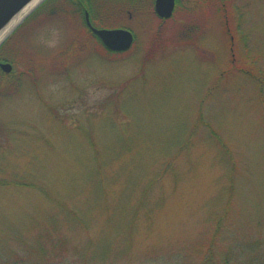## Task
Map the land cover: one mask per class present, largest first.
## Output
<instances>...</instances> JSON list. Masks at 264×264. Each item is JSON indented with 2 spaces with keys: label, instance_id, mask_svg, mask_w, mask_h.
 Here are the masks:
<instances>
[{
  "label": "rangeland",
  "instance_id": "obj_1",
  "mask_svg": "<svg viewBox=\"0 0 264 264\" xmlns=\"http://www.w3.org/2000/svg\"><path fill=\"white\" fill-rule=\"evenodd\" d=\"M43 2L0 43V260L58 227L54 264H201L211 239L264 262V0L133 14L109 59L70 54L62 16L24 24Z\"/></svg>",
  "mask_w": 264,
  "mask_h": 264
},
{
  "label": "trees",
  "instance_id": "obj_2",
  "mask_svg": "<svg viewBox=\"0 0 264 264\" xmlns=\"http://www.w3.org/2000/svg\"><path fill=\"white\" fill-rule=\"evenodd\" d=\"M72 2H75V4L79 7L80 3H84V0H45L38 9L35 10L34 13L29 16L27 20H25L24 24H27L29 20L40 13L47 14L48 16H52L54 14H57L59 16H62L65 20L68 22H71L75 25L76 32L71 35L73 36L70 38V41L68 42L69 52L70 54H80L82 51L86 50L87 47L90 46L92 43L99 55L106 56L108 59L111 57H119L122 55H125L131 51V47L125 51L121 52H113L104 47V45L101 43V41L98 39V37L87 27L83 14L81 12V9L77 11V14L73 11ZM92 2V8L90 11V22L97 28H119V27H129V22H131V19H129L128 14H134L136 10V3H133V0H91ZM180 8V4H177L175 9ZM174 9V11H175ZM159 19V18H158ZM159 20H166V19H159ZM20 29V27H19ZM18 30V29H17ZM78 33L81 35H85L88 38V41H80L78 42L76 39L78 38ZM14 35V34H13ZM188 38V37H187ZM13 40L10 38H7L1 46H0V61H9L13 64V66L17 67V58L14 54L7 53L6 48H8ZM63 62L64 60H68V56L66 58H60ZM0 74H2V70L0 69ZM14 83V80L11 81L8 85H6V88L8 86H11ZM0 86L3 87L2 83H0ZM5 88V87H4ZM144 193L141 194L139 203L143 202ZM219 221V220H218ZM219 222H217V228L219 227ZM61 232L58 227H53L49 231H45L42 235H38L36 237V241H27L26 243L20 242L24 244V250H23V256L17 257H9V259L0 260L2 261V264H21L23 259H30L32 258L30 264H39V258L46 260L47 264H54L58 261H60L62 258H67L68 255H66L68 250L69 239L65 236H58L54 238L53 232ZM215 236V234H214ZM213 236V237H214ZM39 238V239H38ZM15 240V239H12ZM213 240V239H211ZM210 240L207 248L201 249V244L197 242L191 250L195 253H199L203 256V261L201 264H215V260L212 256V241ZM252 247L258 248L260 245L257 243H249ZM72 252L74 255L77 256V249L75 245L73 246ZM251 255L250 257L237 255V251L235 249H231V251L227 254H225L220 262L221 264H264V262L260 261L258 257L255 255V251H250ZM33 258H35L33 260ZM13 260V261H12ZM176 264H187L186 260H179Z\"/></svg>",
  "mask_w": 264,
  "mask_h": 264
},
{
  "label": "water",
  "instance_id": "obj_3",
  "mask_svg": "<svg viewBox=\"0 0 264 264\" xmlns=\"http://www.w3.org/2000/svg\"><path fill=\"white\" fill-rule=\"evenodd\" d=\"M31 0H0V30ZM175 0H156L155 12L160 18H169L174 9ZM38 5V4H37ZM87 27L98 37L104 47L113 52L129 49L133 43V33L127 28H95L90 22L88 12L84 14ZM11 64L0 63L4 73L11 71Z\"/></svg>",
  "mask_w": 264,
  "mask_h": 264
},
{
  "label": "flooded vegetation",
  "instance_id": "obj_4",
  "mask_svg": "<svg viewBox=\"0 0 264 264\" xmlns=\"http://www.w3.org/2000/svg\"><path fill=\"white\" fill-rule=\"evenodd\" d=\"M155 1L156 0H133V3L134 2L136 3V10H135L134 14H137L139 17H141V16H144L147 13H150V11H153L154 14L159 19H168V18H160L156 14L155 8H154ZM233 1H239V0H233ZM223 2H224V0H175L174 9H175L177 4H184L183 5L184 9H186L188 7L187 6L188 3H193V4L194 3H200V4L205 3L206 5L207 4L212 5V4H219V3H223ZM72 6H73L72 8H73V11H74L75 14H77V11L80 8L81 12L83 14V17H84L85 11L88 12V15L90 14V11H91V8H92V2H91V0H84V3H80L79 7L75 4V2H72ZM174 9H173V12H174ZM173 12H172V14H173ZM172 14H171V16H172ZM128 17L129 18L133 17V14H131V13L128 14ZM89 19H90V17H89ZM84 20H85V17H84ZM93 27H95V26L93 25ZM95 28H97V27H95ZM196 41H197V39H196Z\"/></svg>",
  "mask_w": 264,
  "mask_h": 264
},
{
  "label": "bare ground",
  "instance_id": "obj_5",
  "mask_svg": "<svg viewBox=\"0 0 264 264\" xmlns=\"http://www.w3.org/2000/svg\"><path fill=\"white\" fill-rule=\"evenodd\" d=\"M41 1L42 0H31L13 18L9 20V22L0 30V43L23 19V17L33 10Z\"/></svg>",
  "mask_w": 264,
  "mask_h": 264
}]
</instances>
